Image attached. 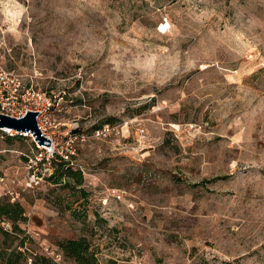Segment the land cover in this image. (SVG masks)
Wrapping results in <instances>:
<instances>
[{
  "label": "rangeland",
  "instance_id": "obj_1",
  "mask_svg": "<svg viewBox=\"0 0 264 264\" xmlns=\"http://www.w3.org/2000/svg\"><path fill=\"white\" fill-rule=\"evenodd\" d=\"M27 108L49 145L0 129L17 264L81 237L96 264H264V0H0V111Z\"/></svg>",
  "mask_w": 264,
  "mask_h": 264
},
{
  "label": "trees",
  "instance_id": "obj_2",
  "mask_svg": "<svg viewBox=\"0 0 264 264\" xmlns=\"http://www.w3.org/2000/svg\"><path fill=\"white\" fill-rule=\"evenodd\" d=\"M101 128L100 125H94L92 127L93 131L95 129ZM23 134L19 133V136ZM7 138H11L12 134H6ZM54 156L58 157L57 152L54 153ZM62 157V156H61ZM70 170V166L66 161L61 162L58 166L54 167L53 172L58 173L59 175L67 174ZM0 211L8 212L7 206H0ZM60 247L65 252L66 255L73 258L79 264H96V257L89 250L88 242L85 238L81 237L78 239H67L60 243ZM19 254L16 255L14 260H12V256L10 253H6L4 249H0V264H17L19 260ZM33 264H57L52 261V259L45 254H38L37 259L33 262Z\"/></svg>",
  "mask_w": 264,
  "mask_h": 264
},
{
  "label": "water",
  "instance_id": "obj_3",
  "mask_svg": "<svg viewBox=\"0 0 264 264\" xmlns=\"http://www.w3.org/2000/svg\"><path fill=\"white\" fill-rule=\"evenodd\" d=\"M38 110L27 108L21 115H13L0 111V129L11 128L21 134L30 133L39 144H48L50 140L45 136L37 123Z\"/></svg>",
  "mask_w": 264,
  "mask_h": 264
},
{
  "label": "built area",
  "instance_id": "obj_4",
  "mask_svg": "<svg viewBox=\"0 0 264 264\" xmlns=\"http://www.w3.org/2000/svg\"><path fill=\"white\" fill-rule=\"evenodd\" d=\"M2 129H3L4 131H7V132H11V131H12L11 128H9V130H7V129H5V128H2ZM100 130H102V128L95 129L93 132L98 133Z\"/></svg>",
  "mask_w": 264,
  "mask_h": 264
},
{
  "label": "bare ground",
  "instance_id": "obj_5",
  "mask_svg": "<svg viewBox=\"0 0 264 264\" xmlns=\"http://www.w3.org/2000/svg\"><path fill=\"white\" fill-rule=\"evenodd\" d=\"M39 127L42 129V127H41L40 123H39ZM5 129L9 130V128H6V127H5Z\"/></svg>",
  "mask_w": 264,
  "mask_h": 264
}]
</instances>
